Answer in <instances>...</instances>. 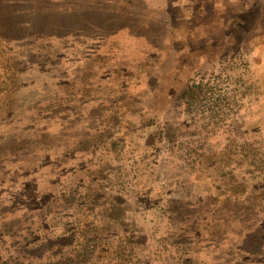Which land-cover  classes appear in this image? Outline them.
<instances>
[{
    "label": "rangeland",
    "instance_id": "374dc122",
    "mask_svg": "<svg viewBox=\"0 0 264 264\" xmlns=\"http://www.w3.org/2000/svg\"><path fill=\"white\" fill-rule=\"evenodd\" d=\"M0 264H264V0H0Z\"/></svg>",
    "mask_w": 264,
    "mask_h": 264
},
{
    "label": "trees",
    "instance_id": "16d2710c",
    "mask_svg": "<svg viewBox=\"0 0 264 264\" xmlns=\"http://www.w3.org/2000/svg\"><path fill=\"white\" fill-rule=\"evenodd\" d=\"M217 86H218V81L216 80V78H212V80L209 78L205 83H202L201 81L195 83V81H193L191 86H189L188 88V90H191L190 92L191 98L189 104L190 105L197 104L198 95L195 92L199 91L202 92L201 95L204 96L202 102L205 103L202 104L203 106L202 109H205V114L217 112L222 106L221 102H218L219 100L215 97L218 91L216 89Z\"/></svg>",
    "mask_w": 264,
    "mask_h": 264
}]
</instances>
